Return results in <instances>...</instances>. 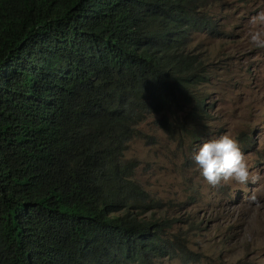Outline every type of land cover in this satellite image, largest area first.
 <instances>
[{
    "label": "trees",
    "instance_id": "16d2710c",
    "mask_svg": "<svg viewBox=\"0 0 264 264\" xmlns=\"http://www.w3.org/2000/svg\"><path fill=\"white\" fill-rule=\"evenodd\" d=\"M215 1L0 0V264L187 258L125 153L154 116L199 141Z\"/></svg>",
    "mask_w": 264,
    "mask_h": 264
},
{
    "label": "rangeland",
    "instance_id": "374dc122",
    "mask_svg": "<svg viewBox=\"0 0 264 264\" xmlns=\"http://www.w3.org/2000/svg\"><path fill=\"white\" fill-rule=\"evenodd\" d=\"M224 33L200 36L195 45L207 59L208 82L200 88L209 121L195 133L199 141L170 137L150 117L138 126L125 158L136 162L135 178L161 205L154 218L177 221L169 233L184 238L187 258L158 264H264V49L252 47V16L264 0H216ZM182 121V114L177 116ZM228 134L245 155L246 185H207L193 155L200 145Z\"/></svg>",
    "mask_w": 264,
    "mask_h": 264
},
{
    "label": "clouds",
    "instance_id": "9594fccd",
    "mask_svg": "<svg viewBox=\"0 0 264 264\" xmlns=\"http://www.w3.org/2000/svg\"><path fill=\"white\" fill-rule=\"evenodd\" d=\"M249 23L255 30L248 33V43L254 48L264 49V11L252 16ZM192 158L200 177L211 187L233 183L246 185L249 182L245 155L238 142L228 134L204 142Z\"/></svg>",
    "mask_w": 264,
    "mask_h": 264
}]
</instances>
